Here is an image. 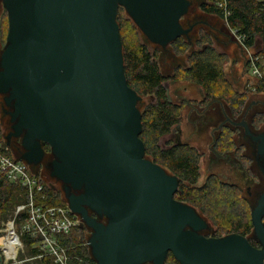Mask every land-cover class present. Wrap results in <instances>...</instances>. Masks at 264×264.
<instances>
[{
	"label": "water",
	"instance_id": "water-1",
	"mask_svg": "<svg viewBox=\"0 0 264 264\" xmlns=\"http://www.w3.org/2000/svg\"><path fill=\"white\" fill-rule=\"evenodd\" d=\"M3 3L9 31L0 57V93L13 109L8 137H21V160L34 165L50 147L51 174L67 185L80 226L92 229L88 243L97 264H165L169 252L180 264H264V193L251 212L261 249L237 233L208 238L200 233L207 220L175 198L178 177L147 158L140 138L141 96L123 69L118 8L151 42L167 48L193 29L181 23L190 16V1ZM227 120L242 125L264 155V133H252L245 119ZM174 130L180 133V124Z\"/></svg>",
	"mask_w": 264,
	"mask_h": 264
},
{
	"label": "trees",
	"instance_id": "trees-1",
	"mask_svg": "<svg viewBox=\"0 0 264 264\" xmlns=\"http://www.w3.org/2000/svg\"><path fill=\"white\" fill-rule=\"evenodd\" d=\"M212 1L211 4L203 3L201 8L206 13L225 18L231 29L245 36L244 44L247 47L256 49L257 43H261V48L255 51V55L261 58L260 67L264 71V2L262 0H228L231 10L226 17L214 3L215 0ZM118 18L120 17L117 16V21L123 46V69L127 82L139 95L153 98V101H150L141 112L140 138L144 142L146 156L178 177L179 187L175 194L176 199L199 208L212 222L226 230V234L237 233L247 236L254 230L253 223L250 213L247 215L241 209L240 203L247 200L243 197L242 200L238 186L226 184L218 178L211 177L203 185L198 186L202 158L199 149L190 143H176L174 140L160 143V139L171 133L172 129L181 122L185 105V102L177 103L169 100L164 85L167 80L193 83L205 92L204 103L214 99L223 100L235 117L242 113L243 105L247 101V93L246 91L238 92L227 79L223 64L228 60V55L216 49L211 35L202 31L196 42L198 48L187 55L188 65L177 66L173 74L165 75L158 63L157 52L150 51L149 47L141 41L135 24L123 17L120 21ZM127 27L130 28L129 34H123V29ZM172 46L177 55H183L191 48V42L184 36H180L172 42ZM255 90L264 93L263 79L256 84ZM263 119L264 116L260 115L256 121H263ZM232 133L233 131L228 127L224 130L220 142H224L225 147L221 151L232 148ZM46 189L50 194V198L45 201L46 204L66 205L67 201L61 200L56 192L47 186ZM25 194L26 191L21 184L10 182L4 175H0V226L10 211L24 202ZM228 208L230 209L227 210ZM82 229L78 225L69 235L62 238V243L68 247L70 255L68 264H84L80 259H91L90 250L87 246L84 248L81 245L79 235L75 232ZM23 238L31 246V252L36 255L39 250L33 247V239L27 234H24ZM43 260L44 264H54L49 257ZM166 262L180 264L171 252L168 253Z\"/></svg>",
	"mask_w": 264,
	"mask_h": 264
},
{
	"label": "rangeland",
	"instance_id": "rangeland-1",
	"mask_svg": "<svg viewBox=\"0 0 264 264\" xmlns=\"http://www.w3.org/2000/svg\"><path fill=\"white\" fill-rule=\"evenodd\" d=\"M190 1V16H184L185 22H181L184 28H188L193 25V29L189 32L188 36L184 37L185 39L191 42V48L187 51V53L183 55H177L174 52L173 46H169L165 48V46H161L159 44L151 42L147 36L137 27L140 39L143 43H145L150 51L157 52V60L160 65L162 71L166 74H173L175 68L180 65L186 67L187 63V55H189L192 50L197 49L198 45L196 44L198 38L201 35L202 31H206L211 35L213 39V46L219 51L223 49H228L231 53V56L234 58L236 56L237 59H240L237 67L238 70L233 72L230 68L227 69V77L232 79V85L234 89L238 90V92L247 93V101L245 105H243L242 113L238 116H234L230 111V108L226 102L223 100L224 104V112L221 110L220 106L215 103L216 99L209 101L210 106L208 109H204L205 105L203 104L200 107L199 100L202 97V91H199L197 88L193 87V85L187 83L186 81H179L182 85V95L185 97V100L193 106H199L195 109V112H192L191 119H194L198 125V136L194 137V144L198 147L199 151L202 154L201 162H200V178L198 180L197 185H203L207 178L206 176L210 173L219 174V176H225L226 178H218L220 181H225L226 184L236 183L240 187L243 188V192H241V198L248 197L247 202L241 204V209L247 215L252 212V209L257 204L258 195L264 191V176L261 173L259 166L256 163L255 155L252 154L251 149V139L249 136L245 134L244 127H237L235 124L231 123L227 120V118H232L235 121H241L245 119L252 133L264 132V119L263 121H256V119L260 116H264V93L256 92L255 86L258 83L256 78H253L251 70H245L244 65L246 64V59L249 55L256 51L255 48L246 49L235 37V34L231 31L229 25L225 18H221L217 14L206 13L205 10L201 8L203 3L211 4L212 0H189ZM120 10V18L130 20V23L135 24L132 18L129 16L128 12L123 7H119ZM129 23V24H130ZM137 25H135L136 27ZM130 28L123 29V34H129ZM9 31V18L8 12L5 9L3 0H0V52L4 50L7 46V36ZM261 45L260 42L257 43V46ZM3 52V51H2ZM1 57V54H0ZM240 65V66H238ZM243 74V77L241 76ZM230 81V80H229ZM185 82V83H184ZM178 83V82H177ZM166 86L167 83L165 82ZM175 90L180 91L179 88H175ZM140 106L139 109L142 112L145 106L153 101L150 96L140 95ZM173 95H171L172 98ZM180 97H174V101H180ZM220 99L221 98H217ZM208 102V103H209ZM207 103V105H208ZM191 106H187V113L192 108H188ZM11 106H8L5 101V94L0 93V137L4 143L9 145V152L13 157L17 160H21V154L24 151V147L22 145L21 137L12 136L8 137L9 133L13 131L11 115L9 114L12 111ZM184 110V109H183ZM182 110V111H183ZM198 111H201L198 113ZM184 118V117H183ZM191 123V120H190ZM224 124V125H223ZM230 128L233 131L231 134V139L233 140L232 148L230 151L226 150L224 153L221 151L224 149V142H220V139L223 136L224 130L226 128ZM175 128V127H174ZM225 128V129H224ZM175 135V133H173ZM172 133H169L163 136L160 139V143L164 144L168 140H174ZM180 138L182 137V132L179 133ZM175 141V140H174ZM215 144L214 147L222 154L220 158H216V154L213 153L211 147ZM244 147V149H242ZM46 152L42 162L38 165L30 164L25 160L24 161L28 165V169L30 173H37V175L42 179V181L46 184L47 187L55 190L58 194L59 198L63 201H67L66 193L63 190V182L58 178L52 176V162L55 158L52 153L50 147H46ZM241 153H249L254 159H251V163H245V167L250 170V175H256V178H251L249 181L245 180V178L241 177V173L238 172V166L241 160H238L237 157ZM228 155V156H227ZM230 155V156H229ZM237 156V157H236ZM147 158H150L147 156ZM216 158V159H215ZM151 159V158H150ZM244 163V162H242ZM169 173L173 174L170 170ZM238 172V174H237ZM251 186L253 193L252 195H248L247 188ZM242 198V200H243ZM23 201L26 200V194L23 196ZM240 202V201H239ZM231 205V204H230ZM16 208V207H15ZM15 208L10 211L8 216L2 221L0 228L5 227L8 222L14 219ZM228 208L227 210H229ZM198 213L207 220L208 228L202 230L204 234H212V232H216L220 235H225L226 230H223L222 227L217 226L210 218H208L199 208H196ZM19 229V228H18ZM221 231V232H220ZM79 235V240L81 241V245L85 248L86 246L91 252V248L89 246V238L91 236L92 229L89 227H84L82 231H75ZM66 237V236H65ZM249 239L258 240L254 231L247 235ZM22 241V246L17 249V255L15 258L6 257L5 251L4 253V264H44V258L49 257L54 264H58L55 261L53 256H43L38 257L40 251L35 255L31 252V246H29L23 236H20ZM64 245V244H63ZM66 249V254L68 256V263L70 260V255L68 253V247L64 245ZM38 249V248H37ZM39 250V249H38ZM142 264H154L152 261H144ZM165 264H170L166 262Z\"/></svg>",
	"mask_w": 264,
	"mask_h": 264
},
{
	"label": "built area",
	"instance_id": "built-area-1",
	"mask_svg": "<svg viewBox=\"0 0 264 264\" xmlns=\"http://www.w3.org/2000/svg\"><path fill=\"white\" fill-rule=\"evenodd\" d=\"M214 3L226 17L230 14L228 0H215ZM232 31L237 40L249 49L244 44L245 36L238 34L236 30L232 29ZM248 59L252 75L264 80V71L260 67L261 58L251 53ZM9 150V145L4 143L0 137V175H4L10 182L21 184L26 191V200L16 206L14 219L8 224L11 223L13 233L21 242L20 247L22 246L20 236L27 234L33 239V247L40 251L38 257L49 255L53 256L58 264H68L62 238L81 224V216L72 211L68 201L66 205L46 204L45 201L50 198L46 184L37 173H30L28 165L22 160L15 159ZM8 224L0 228V240L7 234ZM2 246L0 245L1 250ZM80 260L84 264H97L92 255L91 259Z\"/></svg>",
	"mask_w": 264,
	"mask_h": 264
},
{
	"label": "flooded vegetation",
	"instance_id": "flooded-vegetation-1",
	"mask_svg": "<svg viewBox=\"0 0 264 264\" xmlns=\"http://www.w3.org/2000/svg\"><path fill=\"white\" fill-rule=\"evenodd\" d=\"M119 9V8H118ZM117 16H118V14H117ZM3 51V50H2ZM0 52V54L2 55V53L3 52ZM168 81V80H167ZM171 81V80H170ZM174 82H177V81H174ZM164 85L166 86V84L164 83ZM200 91H202L203 93H202V97H201V99L199 100V104H200V107H202V105L204 104L205 105V107H204V109H207V107L209 106V104H210V102L208 103V105H207V103H204L203 101H204V99H205V96H206V94H205V92L203 91V89L202 88H200ZM171 96V95H170ZM170 101H174L172 98H171V100ZM176 102V101H175ZM181 102H185V103H187V101L184 99V100H182ZM181 102H177V103H181ZM189 103V102H188ZM201 111H198V113H200ZM228 119V118H227ZM232 119V118H231ZM233 120V119H232ZM233 121H235V120H233ZM231 122V121H230ZM231 123H233V122H231ZM180 124V123H179ZM234 124V123H233ZM224 125V124H223ZM181 126V125H180ZM237 127H242V125H236ZM245 129V128H244ZM251 129V128H250ZM252 131V130H251ZM181 132H182V128H181ZM180 132V133H181ZM253 132V131H252ZM171 133L173 134V133H175V135L173 134L172 136L174 137L175 136V142L177 141V139H178V136H180L179 134H178V131L177 130H174V131H171ZM259 133H264V132H259ZM245 134H246V131H245ZM254 134H258V133H254ZM247 135V134H246ZM247 136H249V135H247ZM249 138H250V136H249ZM251 139V138H250ZM181 140H182V137H181ZM251 151H252V154L253 155H255V159H256V163H257V165L259 166V168H260V170H261V173L263 174V176H264V155H261V154H259L258 153V148H257V146H258V143L257 142H255V141H253L252 139H251ZM177 143V142H176ZM183 143V142H182ZM215 146V144L211 147V150L213 151V153L214 154H216V158H220V156H222V154H220V152L217 150V148L216 147H214ZM46 147H47V145H45L44 146V148L46 149ZM244 147L245 146H243V148L242 149H244ZM230 150H228V152H229ZM24 152V151H23ZM45 152H46V150H45ZM225 152V151H224ZM223 152V153H224ZM226 153V152H225ZM252 154H249V153H241V154H239L238 155V157H237V159L238 160H241V164L240 163H238L239 164V166H238V172L239 173H241L240 175H241V177L242 178H245V180H247V181H249L251 178H256V175H250L251 173H250V170L249 169H247L244 165H245V163H251L252 162V160L251 159H254L251 155ZM22 155V154H21ZM228 156V155H227ZM230 156V155H229ZM215 158V159H216ZM242 162H244V163H242ZM238 172H237V174H238ZM226 178L225 176H219V174H215L214 172L213 173H210L209 175H207L206 176V178L208 179V178ZM220 181V180H219ZM221 182H223L222 180H221ZM224 183H226L225 181H224ZM231 184H233V185H236V186H238V189H240V192H243V188L242 187H240L238 184H236V183H231ZM66 186L67 185H65L64 183H63V190H64V192L66 193V191H67V189H66ZM251 186H249L248 188H247V193H248V195L250 196V195H252V193H253V191H252V189L250 188ZM69 191H71V192H74V190H72L71 188H69ZM264 193V191H262L259 195H258V199L260 198V196L262 195ZM245 199H248V197H246L245 196ZM258 201V200H257ZM90 214H92L93 216H95L97 219H99V220H102V221H105V222H107V220H106V218L105 217H101V216H99L98 214H96V213H94L93 211H90ZM263 220H264V218H263ZM209 226H207L205 229H207ZM189 228V227H188ZM204 230V229H203ZM200 233L201 234H203L204 236H206V237H208V238H217V237H222V236H225V235H227V234H225V235H220V234H218V233H216V232H212V234H209V235H207V234H204V233H202V230L200 231ZM248 240H249V242H250V244L254 247V248H257V249H261L263 246H262V244H261V242L259 241V240H252V239H249L248 238Z\"/></svg>",
	"mask_w": 264,
	"mask_h": 264
},
{
	"label": "crops",
	"instance_id": "crops-1",
	"mask_svg": "<svg viewBox=\"0 0 264 264\" xmlns=\"http://www.w3.org/2000/svg\"><path fill=\"white\" fill-rule=\"evenodd\" d=\"M231 31H232V29H231ZM260 48H261V45L257 46L256 50L257 49H260ZM221 52H225L228 55V60L225 62V64H223L224 65V71H225L226 76H227V69L228 68H230L233 72L237 71L238 70L237 64H238V62H239L240 59H237L236 56L234 58L231 56V53L232 52L229 51L228 46H227V49H223ZM249 63H250L249 62V59L247 58L246 59V64L244 65L245 70H248V69L251 70V68H250L251 66H250ZM238 66H240V65H238ZM164 74L165 75H169V74H166V73H164ZM241 76L243 77V74ZM253 78H256V80L258 82L260 81V79H258L256 76H254ZM227 79H229V78L227 77ZM229 80H230V82H232V79H229ZM179 81H177L178 83L177 82H174V81H170V80L165 81L167 83V85H168L167 87L169 88L170 95H173L172 96V99L174 100V97H176V98L180 97L179 98L180 101H176V102H181L182 100L185 99L184 96H181L182 95L181 93H182V88L183 87H182L181 83H179ZM187 83L193 85V87L197 88L200 91V88L201 87H199V86H197V85H195L193 83H190V82H187ZM175 88H179L180 91H178V90L176 91ZM215 103L218 104L220 106L221 110L224 112L225 107H224L223 102L217 100V101H215ZM210 104H212V103H210ZM210 104H209V106H210ZM187 106H191L192 108L191 107H188V108H191V109H190V111H188L186 113L185 110H187V108H186ZM197 107H199V106H193V104L188 103V102L185 103V105L183 107L184 110L182 111L181 122H180V125H181V128H182V142H184V143H190L191 145H193L195 147H197V146L194 144L193 141H194V137L198 136L197 134H198V128L199 127L197 125V122L194 119H191V114H192V112H195V109H197ZM208 108L209 107H207V109ZM190 120H191V123H190Z\"/></svg>",
	"mask_w": 264,
	"mask_h": 264
},
{
	"label": "bare ground",
	"instance_id": "bare-ground-1",
	"mask_svg": "<svg viewBox=\"0 0 264 264\" xmlns=\"http://www.w3.org/2000/svg\"><path fill=\"white\" fill-rule=\"evenodd\" d=\"M8 226L7 234L1 238L3 242L2 248L6 253V257L15 258L21 242L18 241L17 236L13 233L11 223H9Z\"/></svg>",
	"mask_w": 264,
	"mask_h": 264
}]
</instances>
